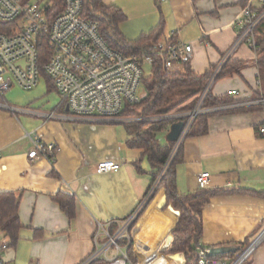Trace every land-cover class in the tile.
Returning <instances> with one entry per match:
<instances>
[{
  "label": "crops",
  "instance_id": "1",
  "mask_svg": "<svg viewBox=\"0 0 264 264\" xmlns=\"http://www.w3.org/2000/svg\"><path fill=\"white\" fill-rule=\"evenodd\" d=\"M102 2L124 15L119 32L128 42L162 27L161 39L174 34V40L190 44V68L197 75L208 74L231 50L241 31L236 21L243 10L249 4L256 9L264 6L261 0ZM263 40L264 21L256 30L257 44ZM231 61L240 67L217 79L210 93L213 99L233 104L206 109L207 132L190 133L184 139L176 184L182 194L196 193L197 177L207 172L208 189L226 192L203 209L200 247L239 251L211 258L233 261L263 235L249 259L264 264V134L260 133L264 112L248 110L264 107L251 104L264 99H256L264 96V70L247 44L236 49ZM183 69L180 65L175 70ZM0 103L14 109L0 108V193H17L22 225L16 246L0 230V241L9 244L6 264H80L94 251L100 225L106 228L125 221L146 201L153 180L150 165L142 150L129 147L126 123L74 119L46 76L31 91L13 87L0 97ZM168 132L162 136L164 143ZM35 137L56 145L54 163L29 158ZM103 161L120 163L122 168L98 174L96 166ZM158 189L131 228L130 258L134 264H187L185 254L168 252L177 216L163 209L164 194ZM57 196L73 200V217Z\"/></svg>",
  "mask_w": 264,
  "mask_h": 264
},
{
  "label": "built area",
  "instance_id": "2",
  "mask_svg": "<svg viewBox=\"0 0 264 264\" xmlns=\"http://www.w3.org/2000/svg\"><path fill=\"white\" fill-rule=\"evenodd\" d=\"M261 2L264 5V0ZM84 3L85 0H63L62 12L53 16L47 0H0V22L15 24L10 33L0 32V97L13 87L31 91L46 76L74 119L89 123H127L120 115L126 104L140 102L139 90L144 68L152 65V57L126 56L112 48L102 35L99 22L84 17ZM263 21L264 6L256 9L249 4L236 21L241 31L235 44L215 68L195 110L161 118L174 120V123L184 122V129L166 167L151 187L146 201L125 221L106 228L100 225L94 238V251L80 264H134L128 252L133 224L147 201L156 193L162 177L193 129L196 118L206 114L203 104L233 53L242 44H247L258 53L256 30ZM44 45H47L45 51ZM156 53L165 59L164 66L169 71L180 65H190L193 57L192 46L174 40V34L158 42ZM235 94L230 93L232 96ZM251 104L264 105V99ZM0 108L14 110L7 103H0ZM47 116L54 117L53 114ZM260 133L264 134V128ZM33 143L34 148L29 153L31 160L55 162L58 151L55 144L45 143L38 137L34 138ZM121 168L120 163L103 161L96 166V173H116ZM197 183L199 190L208 189L210 174L201 173ZM102 236L105 237L104 241L101 240ZM262 237L230 263L211 258L210 249L199 247L197 264H245ZM8 249V242L0 241V264H6L5 253Z\"/></svg>",
  "mask_w": 264,
  "mask_h": 264
},
{
  "label": "trees",
  "instance_id": "3",
  "mask_svg": "<svg viewBox=\"0 0 264 264\" xmlns=\"http://www.w3.org/2000/svg\"><path fill=\"white\" fill-rule=\"evenodd\" d=\"M31 1V0H26ZM52 15H57L64 8L63 0H47ZM84 17L99 22L101 33L107 43L126 56L149 55L153 63L150 76L142 79L145 87V96L135 105L126 104L121 117L133 122L126 123L131 136L128 145L130 148L143 151L142 157L146 158L152 174V186L160 177L166 167L175 143H164L162 136L166 134L174 120L161 119L174 114H185L195 110L200 95L205 90L215 68L206 75L195 74L190 65H185L183 70L169 71L165 68V59L156 53V46L160 41L162 27L148 35L142 36L136 42L126 41L119 32V25L125 19L121 11L116 8L104 6L102 0H85ZM15 27L14 23H1L0 32L10 33ZM258 67L264 70V40L257 44ZM47 49L44 45L43 51ZM240 67L231 59L225 64L218 79L232 75ZM264 98L257 95L256 99ZM233 104L226 100L213 99L211 93L207 96L203 108H217ZM248 110H261L264 107H253ZM209 114L196 118L191 134H205L207 132V119ZM145 119H161L143 121ZM142 120V121H141ZM180 151L173 159L171 165L162 177L159 189L163 191V209H171L176 213L173 227V244L169 249L170 254L183 253L187 256V264H197L196 253L200 247L203 234V209L214 197L225 194L222 190H198L193 194H182L177 189L176 165L180 161ZM139 171H142L138 166ZM151 186V187H152ZM151 189V188H150ZM151 197L147 203L152 199ZM56 200L71 218L73 217V200L69 197L57 196ZM19 197L15 192L0 193V230L9 237L12 246H16L20 239L22 225L19 218ZM131 255V247L128 249Z\"/></svg>",
  "mask_w": 264,
  "mask_h": 264
},
{
  "label": "water",
  "instance_id": "4",
  "mask_svg": "<svg viewBox=\"0 0 264 264\" xmlns=\"http://www.w3.org/2000/svg\"><path fill=\"white\" fill-rule=\"evenodd\" d=\"M183 129H184V122L183 121L173 123L170 127V131L167 134L168 142L176 143L178 141L180 135L182 134ZM238 251H239V249H236L234 247H220V248L212 249L210 251L209 255H210V257L219 256V255L225 256V255L236 253ZM244 252H246V250L243 251L242 254Z\"/></svg>",
  "mask_w": 264,
  "mask_h": 264
},
{
  "label": "rangeland",
  "instance_id": "5",
  "mask_svg": "<svg viewBox=\"0 0 264 264\" xmlns=\"http://www.w3.org/2000/svg\"><path fill=\"white\" fill-rule=\"evenodd\" d=\"M144 71H145V76L146 77H149L150 76V68L147 66H145V68H144ZM145 87H144V85H142L141 86V88H140V90H139V97L141 98V97H143V96H145ZM7 94V93H6ZM199 102V101H198ZM197 105H198V103H197ZM203 115V114H202ZM124 120H127L128 122L127 123H130V121H129V119H125V118H123ZM241 254V253H240ZM240 254L238 255V256H240ZM231 262V260L229 261V263ZM255 262H256V260L254 259V257L253 258H250L249 259V261L248 262H246L245 264H255ZM257 264V263H256Z\"/></svg>",
  "mask_w": 264,
  "mask_h": 264
}]
</instances>
